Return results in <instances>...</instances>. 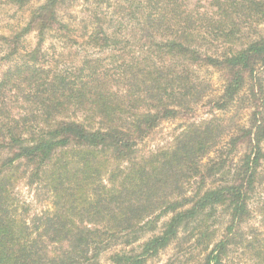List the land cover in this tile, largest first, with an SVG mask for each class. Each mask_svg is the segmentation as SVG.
Masks as SVG:
<instances>
[{"label":"trees","instance_id":"obj_1","mask_svg":"<svg viewBox=\"0 0 264 264\" xmlns=\"http://www.w3.org/2000/svg\"><path fill=\"white\" fill-rule=\"evenodd\" d=\"M60 1L31 6L0 38L9 61L0 76V264H101L102 254L108 264H147L185 233L203 247L192 264H264V210L261 231L246 230L264 160V0H124L118 14L105 11L111 0H95L78 26L58 16ZM32 33L35 46L23 47ZM47 34L129 55L114 69L86 58L54 70ZM202 68L223 79L218 96L206 98ZM207 102L211 117L137 154L162 122L193 119ZM233 109L237 124L224 130L215 112ZM21 183L45 188L50 206L20 214ZM221 214L211 244L207 225Z\"/></svg>","mask_w":264,"mask_h":264},{"label":"rangeland","instance_id":"obj_2","mask_svg":"<svg viewBox=\"0 0 264 264\" xmlns=\"http://www.w3.org/2000/svg\"><path fill=\"white\" fill-rule=\"evenodd\" d=\"M42 1L43 0H30L27 7L24 6L23 8L18 9L10 0H0V38L1 36H9L11 32L17 30L19 27H22L28 17L29 8H31V6L40 4ZM94 1L95 0H61L57 9L58 16L61 18V20H63V22L71 26H78L80 23L88 24V17L85 16V13H87V10H91V8H93ZM111 1L113 2L111 7L104 8L105 11L108 14L121 13L120 9L125 7V4L122 2L124 0ZM194 2V0H191L190 3L194 4ZM202 4L206 6L204 1ZM36 42V35L32 33L23 39L22 45L25 48H30L34 47ZM119 47H123V44ZM42 49L47 54V60L54 70L63 69L69 70L70 72L77 68L80 62L86 58L94 60L95 62H99L102 65H108V68L114 69L115 65L119 66V61H121L124 56L129 55V53L124 54L123 51L119 50L110 51V49H108L103 51L88 47L83 48L81 45L71 47L58 38H55L52 34H47L44 36ZM6 52V47L0 40V76L4 72L9 62L4 59ZM196 77L197 81H202V84L205 87L207 92L206 98L216 97L221 93L223 79L215 70L209 68L199 69L197 70ZM208 107V102L206 103L205 107H199L196 112V116L190 120L176 119L162 122L146 139L138 143V145L135 147L137 154L146 155L167 148L172 144L175 136L178 135L187 124L211 117L208 112ZM215 115L221 120V128L228 130L233 125L237 124L240 113L233 109L228 112L216 111ZM244 120L245 115H243L241 118L242 122ZM225 140L227 139L225 138ZM223 142L211 149L208 156L203 159V164L214 157L215 152L222 145H224ZM235 159L236 157H234V160ZM259 170L260 185L257 186L256 190L251 196V199L249 200V207L253 212V216L249 224L246 226V230L252 228L260 229L261 231L262 228L261 216L263 215H261V210H264V207H262V202H264V160L262 161V165ZM193 188L188 187V192L193 190ZM13 193L15 198L18 200V212L20 214H22V212L24 213L23 208H25L28 211V214L33 216L34 214L43 212V210H45L51 204L49 193L41 186H39L37 189L35 186L33 188H29L24 183H21L14 188ZM223 222L222 214L219 218L215 219L214 223H212V220L209 221L207 225V234H212L211 244L218 239L221 233V226L223 225ZM203 255V247L196 245L194 239H189V233H185L181 235L175 244L171 245L164 252H161L158 257L150 260L147 264H192V262L200 259ZM107 256V254H102L100 256L101 264H108L106 259Z\"/></svg>","mask_w":264,"mask_h":264}]
</instances>
